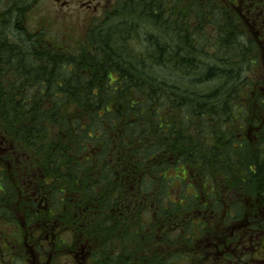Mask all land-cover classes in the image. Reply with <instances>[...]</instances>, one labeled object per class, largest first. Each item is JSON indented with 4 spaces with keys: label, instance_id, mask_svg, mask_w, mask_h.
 Returning a JSON list of instances; mask_svg holds the SVG:
<instances>
[{
    "label": "trees",
    "instance_id": "obj_1",
    "mask_svg": "<svg viewBox=\"0 0 264 264\" xmlns=\"http://www.w3.org/2000/svg\"><path fill=\"white\" fill-rule=\"evenodd\" d=\"M172 4L119 0L77 46L27 31L25 7L0 30L1 123L32 155L52 226L65 205L73 263L264 253V0Z\"/></svg>",
    "mask_w": 264,
    "mask_h": 264
},
{
    "label": "flooded vegetation",
    "instance_id": "obj_2",
    "mask_svg": "<svg viewBox=\"0 0 264 264\" xmlns=\"http://www.w3.org/2000/svg\"><path fill=\"white\" fill-rule=\"evenodd\" d=\"M17 2L18 0H0V30L5 25L12 28L19 24ZM30 8H27L28 11ZM26 17L20 20L24 27ZM7 35L11 38L9 33ZM22 145L9 130L4 129L0 118V194L1 197L7 194L8 173L10 171L17 177V181H15L18 190L22 193L21 196L18 194V197H21L22 200L15 201L17 204V211L15 212L17 217H15L14 212H8L11 217L7 216V213L3 215L1 211L3 206L0 204L1 215L3 218L6 216L3 220L16 218L13 232L8 233L7 227L5 229L2 226L0 227V239L5 240V243H0V264H60L61 256L65 258L64 253L66 252L61 238V232L64 228L61 227L60 223L56 226L51 225L49 203L40 194L42 187L38 184L39 181H34V176H37L38 173L34 169L32 155ZM56 232L59 233L58 239L55 235ZM51 233H53L52 238H50ZM13 247L17 248L13 249ZM51 247H56L61 253L59 258H53L55 252L51 251ZM260 251L255 253L264 256V253ZM261 260L264 264V260ZM70 264L77 263L70 261ZM78 264H81V262Z\"/></svg>",
    "mask_w": 264,
    "mask_h": 264
},
{
    "label": "rangeland",
    "instance_id": "obj_3",
    "mask_svg": "<svg viewBox=\"0 0 264 264\" xmlns=\"http://www.w3.org/2000/svg\"><path fill=\"white\" fill-rule=\"evenodd\" d=\"M172 1L173 0H163L165 8L169 9L172 7ZM27 2L29 3L25 5ZM118 2L119 0H21L16 3V6L17 8L25 7V9L31 7L29 11L26 10L25 14H22L20 19L23 20L25 16H27L25 23L27 31L38 32L43 30L54 40L61 43H67L71 46H77L85 40L87 32L94 26L102 28L108 26H103L107 21V14L110 11H113ZM111 20L112 21L109 25L117 23V20L114 17H112ZM3 30H6L7 33H9L12 29L10 26L5 25ZM144 30L154 33L160 31L159 28L156 27H147ZM208 51L211 54L214 53V50L211 48H208ZM259 57V69L264 71V63L262 61L263 53L260 54ZM8 179L9 184L7 187V194L2 197L0 194V204L3 206L1 211L3 215H6L8 212H14L15 217H17L15 213L17 211V204L15 201L22 200L21 197H18V194L21 196L22 193L18 190V185L16 183L17 177L13 175L11 171L8 173ZM61 207L63 208L62 214L59 213L58 215L56 213L53 214L52 217L56 224L59 225L60 222L62 225L61 227L64 228L61 232V236L65 242L70 229H67L66 227L65 205H62ZM15 217L10 219L7 218L6 222L9 223L8 226L4 222L0 213V227L2 226L3 229L7 227L8 233L11 231L13 232L15 226L14 220L16 219ZM70 233L72 234V232ZM57 247L59 246L57 245ZM15 248L17 247H13V249ZM51 251L55 252L53 258H59L61 255L56 247H51ZM260 257L263 258L264 256L262 257L261 254H256V256L254 255V259H252L251 262L253 264H263V261L258 259ZM60 264H70L69 258H63L61 256Z\"/></svg>",
    "mask_w": 264,
    "mask_h": 264
}]
</instances>
